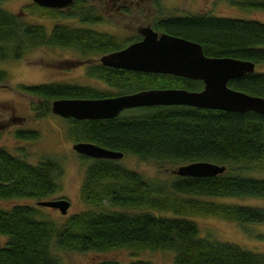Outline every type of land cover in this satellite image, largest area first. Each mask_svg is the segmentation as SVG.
I'll return each mask as SVG.
<instances>
[{
  "label": "trees",
  "instance_id": "obj_1",
  "mask_svg": "<svg viewBox=\"0 0 264 264\" xmlns=\"http://www.w3.org/2000/svg\"><path fill=\"white\" fill-rule=\"evenodd\" d=\"M86 2L74 0L68 6L71 10L33 2L28 7L81 23L101 21V14ZM229 2L243 9L264 10V0ZM153 27L198 42L207 56L264 63V21L188 13L160 16ZM41 45L70 47L82 55L123 48L115 35L61 21L48 31L43 24L27 21L0 6V60L18 59L26 50ZM85 71L118 92L64 82L21 88L41 99L33 105L38 117L50 113L51 101L57 98H101L151 88H203L201 80L114 68L100 62L90 63ZM6 76V71L0 69V83ZM227 84L264 97V72L247 73ZM132 110L108 119L65 118L69 137L73 143L89 141L141 159L167 161L176 167L210 161L225 165V171L209 177L176 175L154 181L117 159L92 158L80 187L86 208L69 214L60 224L38 218V205L0 208V264H61L56 254L59 249L105 251L120 247L169 249L174 252L173 264H264V253L201 236L198 224L189 218L201 214L238 223L264 222V207L214 199L264 198V115L190 105H152ZM14 133L21 139L38 136L33 129H17ZM61 172L60 163L51 157L30 163L0 146V198L27 196L45 200L60 190L57 179ZM135 208L143 210H128ZM151 210L173 216L155 215ZM94 264L154 263L136 259Z\"/></svg>",
  "mask_w": 264,
  "mask_h": 264
},
{
  "label": "rangeland",
  "instance_id": "obj_2",
  "mask_svg": "<svg viewBox=\"0 0 264 264\" xmlns=\"http://www.w3.org/2000/svg\"><path fill=\"white\" fill-rule=\"evenodd\" d=\"M158 2V3H157ZM32 0H0V6L18 14L27 21L41 23L48 31L61 21L72 26H83L115 35L125 46L133 36L138 35L140 26L153 25L160 16L188 13H207L219 17H234L264 21V10L243 9L232 5L229 0H87L101 14L102 20L81 23L78 19L56 18L28 7ZM63 10H71L69 7ZM101 54L82 55L70 47L41 45L26 50L18 59L0 60V69L6 71V79L0 83V146L30 163H37L44 157L57 160L61 175L57 181L60 190L50 194L46 200L66 198L70 206L66 214L48 206H37V200L27 196L0 198V208L9 209L16 204L37 206L38 218L52 220L58 224L69 214L86 208L80 197V187L85 170L92 158L81 157L72 145L68 134V122L52 112L37 116L34 104L42 102L35 95L25 91L21 85L44 82H64L93 86L101 90L116 92L100 79L86 74L90 63L99 62ZM256 72H264V63L255 65ZM118 92V91H117ZM132 113L125 109L122 113ZM17 129H33L38 132L34 139L15 136ZM119 162L154 181L176 176V165L167 161L141 159L126 153ZM231 203L264 207V198L259 197H214ZM119 208V207H112ZM139 211L143 209H128ZM155 215L173 216L170 212L151 210ZM199 227L201 236L229 241L245 249L264 253V222L238 223L216 215H189ZM3 240V237H0ZM61 264H94L101 260L129 262L140 259L154 264H173L174 252L169 249H133L120 247L105 251L56 250Z\"/></svg>",
  "mask_w": 264,
  "mask_h": 264
},
{
  "label": "water",
  "instance_id": "obj_3",
  "mask_svg": "<svg viewBox=\"0 0 264 264\" xmlns=\"http://www.w3.org/2000/svg\"><path fill=\"white\" fill-rule=\"evenodd\" d=\"M39 6L66 8L74 0H32ZM142 38L123 48L101 54L105 66L133 71L167 73L201 80L203 88H151L101 98H57L51 101V112L74 119H108L123 110L152 105H190L233 112L254 111L264 115V97L228 86V81L255 71V63L235 57H211L203 53L193 40L158 34L150 26L139 29ZM80 155L90 158L121 159L123 152L108 149L89 141L72 145ZM225 165L210 161H193L177 166L178 176L209 177L225 171ZM37 205L53 207L66 214L70 201L66 198L37 200Z\"/></svg>",
  "mask_w": 264,
  "mask_h": 264
},
{
  "label": "flooded vegetation",
  "instance_id": "obj_4",
  "mask_svg": "<svg viewBox=\"0 0 264 264\" xmlns=\"http://www.w3.org/2000/svg\"><path fill=\"white\" fill-rule=\"evenodd\" d=\"M145 26H150L154 31H156L158 34H160V33H166V32H160V31H158L157 29H155L154 27H153V25H145ZM141 27H144V26H140V27H138V29H137V32H138V35H136V36H133V39L129 42V43H131V42H134V41H138V40H140L141 38H142V34L139 32V29L141 28ZM169 34V33H168ZM129 43H127L126 45H128ZM125 45V46H126ZM124 47V46H123ZM131 109H133V108H131Z\"/></svg>",
  "mask_w": 264,
  "mask_h": 264
}]
</instances>
